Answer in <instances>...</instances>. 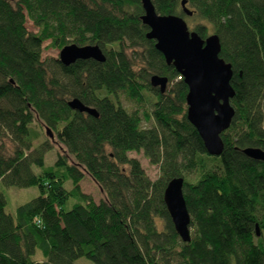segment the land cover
Returning <instances> with one entry per match:
<instances>
[{
	"label": "trees",
	"instance_id": "obj_1",
	"mask_svg": "<svg viewBox=\"0 0 264 264\" xmlns=\"http://www.w3.org/2000/svg\"><path fill=\"white\" fill-rule=\"evenodd\" d=\"M180 1L151 0L201 38L217 34L232 66L235 113L218 156L186 118L184 80L145 37L140 0H0V182L39 192L13 216L0 191V264H264V161L242 151L264 150V0H186L190 16ZM45 42L97 44L104 62L63 66L42 57ZM152 75L168 79L164 92ZM73 98L98 116L72 110ZM132 151L157 167L154 180ZM85 175L102 197L81 190ZM176 176L189 242L162 197Z\"/></svg>",
	"mask_w": 264,
	"mask_h": 264
},
{
	"label": "water",
	"instance_id": "obj_2",
	"mask_svg": "<svg viewBox=\"0 0 264 264\" xmlns=\"http://www.w3.org/2000/svg\"><path fill=\"white\" fill-rule=\"evenodd\" d=\"M140 4L143 10L140 19L149 27L145 37L154 40V48L162 54L167 65L176 69L187 86V120L198 132L205 151L212 156L220 155L223 149L220 135L231 124L235 110L230 103L234 96L230 85L232 66L219 56V37L212 33L201 38L195 31L189 30L182 16L157 14L151 0H140ZM180 4L184 14L192 15L186 0H181ZM78 59L104 62V55L97 44H66L59 50L58 60L63 66L75 63ZM149 80L152 87H158L160 92L165 91L168 82L165 76L152 75ZM67 105L76 112L98 116L93 107L86 106L78 98L68 100ZM46 133L54 139L49 128H46ZM242 151L248 158L264 161V150L249 147ZM182 185V177L170 179L162 197L173 229L182 241L189 242L191 217L185 206Z\"/></svg>",
	"mask_w": 264,
	"mask_h": 264
},
{
	"label": "rangeland",
	"instance_id": "obj_3",
	"mask_svg": "<svg viewBox=\"0 0 264 264\" xmlns=\"http://www.w3.org/2000/svg\"><path fill=\"white\" fill-rule=\"evenodd\" d=\"M187 25V24H186ZM189 30L191 31V27L188 25ZM26 29L28 32H35L36 28L34 27L33 23L29 20H27L26 23ZM211 34V33H210ZM42 57L43 58H55L58 57L59 49L56 46H50L49 42H45L43 44L42 49ZM127 105V104H126ZM47 136V135H46ZM57 147L54 146L53 149L48 151L44 157L45 163H44V169H47L51 166H53L55 162L56 157V151ZM129 156H133L137 158L140 161L141 166L144 167L146 174L154 180L157 177L158 171L157 167L155 165H151L147 158L142 155L141 152H131L129 153ZM33 170L36 172L40 171V168L36 167L33 168ZM64 188L69 190L72 186L71 180H67L64 182ZM80 188L85 193L92 194L94 197V200H97L99 197H102V192L100 189L97 188V186L94 184L92 179H90L87 175H85L82 180L80 181ZM0 191L4 194L6 206H5V212H8L15 216V211L17 206L27 202V200L34 198L38 196V187L36 186H28L26 188H19V187H13V186H6L3 183L0 182ZM72 201H69L64 205L65 209H69ZM74 264H95L92 263L90 260L83 258H78L74 261Z\"/></svg>",
	"mask_w": 264,
	"mask_h": 264
}]
</instances>
